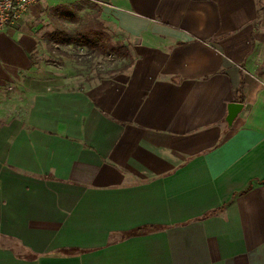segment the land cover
Here are the masks:
<instances>
[{"label":"crops","instance_id":"0c3cea01","mask_svg":"<svg viewBox=\"0 0 264 264\" xmlns=\"http://www.w3.org/2000/svg\"><path fill=\"white\" fill-rule=\"evenodd\" d=\"M88 1L114 76L87 83L74 44L26 73L20 22L0 34L25 112L0 125V264H264V0Z\"/></svg>","mask_w":264,"mask_h":264},{"label":"rangeland","instance_id":"374dc122","mask_svg":"<svg viewBox=\"0 0 264 264\" xmlns=\"http://www.w3.org/2000/svg\"><path fill=\"white\" fill-rule=\"evenodd\" d=\"M29 13L22 18L10 35L15 46L25 52L24 55L29 63L26 73L31 67L37 69L40 74L44 73L45 67L50 61L55 65L63 64L62 58L68 59L66 61H73L69 57L77 55L78 51L75 47L68 57L62 55V51L59 48H54L53 43L48 41V36L55 30H77L87 35L99 31L103 34L102 44L106 49L110 50L114 46L122 45V40L118 38L115 31L113 29L111 31L108 26H104V23L100 20L99 6L91 1L79 0L72 5L53 8H45L44 4L40 3L33 12ZM84 53L80 67H83L85 71V81L87 83L92 82L91 80L94 79L100 80L114 76L125 69L126 59L117 57L113 52L101 56L88 54L85 50ZM61 56L63 57L61 58ZM72 69L76 71L74 65H72ZM22 77V79L28 78L26 74H23ZM23 82L21 80V83L16 85L15 81L8 80L0 86V125L14 118L24 117L25 112L14 111L12 104V94L18 87H24Z\"/></svg>","mask_w":264,"mask_h":264},{"label":"trees","instance_id":"16d2710c","mask_svg":"<svg viewBox=\"0 0 264 264\" xmlns=\"http://www.w3.org/2000/svg\"><path fill=\"white\" fill-rule=\"evenodd\" d=\"M48 41L59 46L74 44L77 47L84 48L88 54H98L101 56L113 52L117 57L129 59V54L125 52L124 47L114 46L110 50L106 49L102 44L103 34L99 31L93 32L92 35H87L77 30L68 31L66 29H60L52 32L48 36Z\"/></svg>","mask_w":264,"mask_h":264},{"label":"built area","instance_id":"2783aa9c","mask_svg":"<svg viewBox=\"0 0 264 264\" xmlns=\"http://www.w3.org/2000/svg\"><path fill=\"white\" fill-rule=\"evenodd\" d=\"M40 0H0V34L17 25Z\"/></svg>","mask_w":264,"mask_h":264},{"label":"water","instance_id":"95a60500","mask_svg":"<svg viewBox=\"0 0 264 264\" xmlns=\"http://www.w3.org/2000/svg\"><path fill=\"white\" fill-rule=\"evenodd\" d=\"M244 108V105L241 103H230L227 108L226 123L228 127H231L233 121L237 118L239 113Z\"/></svg>","mask_w":264,"mask_h":264}]
</instances>
